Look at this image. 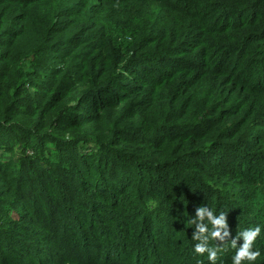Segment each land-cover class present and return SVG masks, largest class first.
<instances>
[{
  "label": "trees",
  "instance_id": "obj_1",
  "mask_svg": "<svg viewBox=\"0 0 264 264\" xmlns=\"http://www.w3.org/2000/svg\"><path fill=\"white\" fill-rule=\"evenodd\" d=\"M201 206L264 264V0H0V264H211Z\"/></svg>",
  "mask_w": 264,
  "mask_h": 264
},
{
  "label": "clouds",
  "instance_id": "obj_2",
  "mask_svg": "<svg viewBox=\"0 0 264 264\" xmlns=\"http://www.w3.org/2000/svg\"><path fill=\"white\" fill-rule=\"evenodd\" d=\"M227 213L220 212L217 215L214 210L208 206H201L197 208L196 215L192 220L195 225V231L193 239L198 241L194 246V252L203 255L207 253V259L211 264H217L218 256L222 251V246L217 245L212 247L209 245L211 239L224 242L227 237L230 236L228 224L226 220ZM207 221V223H205ZM211 225L209 228L208 225ZM262 226L257 225L252 228H246L240 232L235 238L231 239V247L236 248L234 255L232 256V264H256L261 257L259 249L253 250V243L257 237L260 236ZM243 239L242 245L237 246V240Z\"/></svg>",
  "mask_w": 264,
  "mask_h": 264
},
{
  "label": "rangeland",
  "instance_id": "obj_3",
  "mask_svg": "<svg viewBox=\"0 0 264 264\" xmlns=\"http://www.w3.org/2000/svg\"><path fill=\"white\" fill-rule=\"evenodd\" d=\"M16 155H20V151H17Z\"/></svg>",
  "mask_w": 264,
  "mask_h": 264
}]
</instances>
